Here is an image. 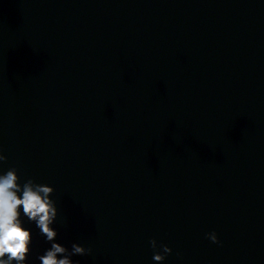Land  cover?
<instances>
[{
	"label": "water",
	"instance_id": "water-1",
	"mask_svg": "<svg viewBox=\"0 0 264 264\" xmlns=\"http://www.w3.org/2000/svg\"><path fill=\"white\" fill-rule=\"evenodd\" d=\"M0 149L74 264H264V0H0Z\"/></svg>",
	"mask_w": 264,
	"mask_h": 264
},
{
	"label": "clouds",
	"instance_id": "clouds-1",
	"mask_svg": "<svg viewBox=\"0 0 264 264\" xmlns=\"http://www.w3.org/2000/svg\"><path fill=\"white\" fill-rule=\"evenodd\" d=\"M8 159L0 149V165ZM55 189L34 179L21 177L16 168H9L0 174V264H26L31 252L32 231L24 226L23 217L35 223L40 234L50 243L44 254L38 259L41 264H74L73 256L91 255L92 249L79 243H73L71 250L56 242L58 232L53 227L58 219V207L52 195ZM213 243L219 244L215 232L207 234ZM154 250L153 260L163 264L173 249L167 244H159L156 239L150 241Z\"/></svg>",
	"mask_w": 264,
	"mask_h": 264
}]
</instances>
